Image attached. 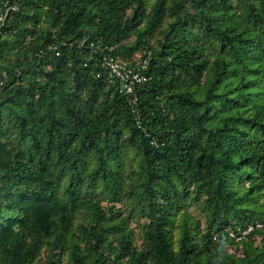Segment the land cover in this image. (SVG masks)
<instances>
[{
  "label": "trees",
  "instance_id": "16d2710c",
  "mask_svg": "<svg viewBox=\"0 0 264 264\" xmlns=\"http://www.w3.org/2000/svg\"><path fill=\"white\" fill-rule=\"evenodd\" d=\"M5 3L0 264H264V0Z\"/></svg>",
  "mask_w": 264,
  "mask_h": 264
},
{
  "label": "built area",
  "instance_id": "2783aa9c",
  "mask_svg": "<svg viewBox=\"0 0 264 264\" xmlns=\"http://www.w3.org/2000/svg\"><path fill=\"white\" fill-rule=\"evenodd\" d=\"M5 11L0 10V21H3L6 17L9 6L6 3L3 5ZM12 10H16V7L11 6ZM148 64V58H144L134 65H127L121 60L107 56L104 58V65L111 75L120 79L123 82V92L132 93L133 87L136 83L146 82L149 76L144 72Z\"/></svg>",
  "mask_w": 264,
  "mask_h": 264
},
{
  "label": "rangeland",
  "instance_id": "374dc122",
  "mask_svg": "<svg viewBox=\"0 0 264 264\" xmlns=\"http://www.w3.org/2000/svg\"><path fill=\"white\" fill-rule=\"evenodd\" d=\"M192 212H193L195 215H197V213H196V211H195L194 209L192 210Z\"/></svg>",
  "mask_w": 264,
  "mask_h": 264
}]
</instances>
